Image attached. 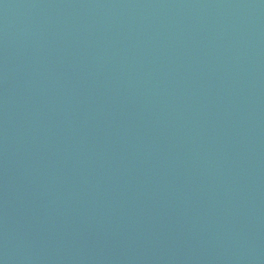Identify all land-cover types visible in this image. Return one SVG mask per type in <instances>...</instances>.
<instances>
[{
	"label": "water",
	"instance_id": "1",
	"mask_svg": "<svg viewBox=\"0 0 264 264\" xmlns=\"http://www.w3.org/2000/svg\"><path fill=\"white\" fill-rule=\"evenodd\" d=\"M0 264H264V0H0Z\"/></svg>",
	"mask_w": 264,
	"mask_h": 264
}]
</instances>
